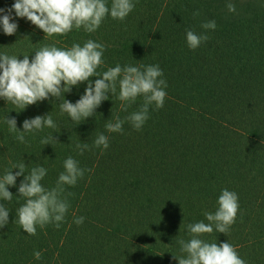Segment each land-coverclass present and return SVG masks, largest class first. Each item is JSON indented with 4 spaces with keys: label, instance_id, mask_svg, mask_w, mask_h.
Segmentation results:
<instances>
[{
    "label": "trees",
    "instance_id": "trees-1",
    "mask_svg": "<svg viewBox=\"0 0 264 264\" xmlns=\"http://www.w3.org/2000/svg\"><path fill=\"white\" fill-rule=\"evenodd\" d=\"M14 2L0 0V8ZM228 2L134 0L124 21L109 15L95 33L73 30L53 37L13 10L18 29L9 36L0 25V53L31 60L44 45L69 48L92 39L106 48L98 72L117 64H158L167 96L159 110L150 107L141 130L125 121L123 133H109L105 124L137 111L143 100L122 111L119 88L79 124L61 113L63 97L24 110L0 98V177L17 163H25V175L42 166L48 169L42 184L52 188L69 156L91 169L76 186H66L74 195L67 197L61 226L38 227L35 236L17 223V209L25 203L18 193L23 176L7 186L13 198L0 200L9 209V222L0 229V264H178L177 241L190 238L189 223H208L204 213L216 211L223 189L238 194L236 222L227 235L214 231L202 239L228 241L247 264H264V0H231L235 12L228 11ZM209 20H215V30L201 28ZM188 29L207 32L208 41L190 49ZM98 78H90L93 85ZM86 87L87 82L73 86L64 98L75 103ZM48 113L57 127L25 133V143L5 122L15 117L23 131L25 119ZM100 133L109 137L106 150L77 154V142L92 146ZM50 136L56 140L41 144ZM81 216L83 224H75ZM35 251L42 253L40 260Z\"/></svg>",
    "mask_w": 264,
    "mask_h": 264
},
{
    "label": "clouds",
    "instance_id": "clouds-1",
    "mask_svg": "<svg viewBox=\"0 0 264 264\" xmlns=\"http://www.w3.org/2000/svg\"><path fill=\"white\" fill-rule=\"evenodd\" d=\"M229 12H235V4L229 0L226 4ZM134 0H15L10 8H0V25L3 33L14 35L18 24L15 17L26 18L37 28L44 32V36H67L73 30L95 33L104 20L110 15L112 19L124 21L134 10ZM199 15V12L193 14ZM215 20H209L201 24L205 30H215ZM207 32L198 34L192 29L186 30L187 46L196 50L202 43L207 42ZM106 48L103 43L92 39L80 43H73L69 48H60L55 44L44 45L35 50V56L30 60L29 55L19 59L17 55L0 53V98L11 103L20 110L29 105L49 99L59 100L61 113L67 115L76 124L87 120L96 114V109L103 101L117 95L121 101V110L128 109L142 98L143 103L137 111L131 112L124 119L119 115L114 117V122L109 120L105 128L109 133H123L125 121L139 131L149 119V109L155 106L159 110L164 106L167 92V81L163 78V70L156 65L121 66L117 64L106 71H97L104 64L103 54ZM100 77L94 81L91 77ZM87 82L84 94L75 102L64 98L65 93H70L73 86H79ZM19 110V111H20ZM18 111V112H19ZM5 122L9 132L16 134V139L25 143V133L42 131L45 127L55 129L57 127L52 116L37 115L23 121V131L18 129L15 117L8 118ZM53 136L41 139V144H51ZM56 140V139H55ZM92 147L106 150L109 147V137L103 133L97 135L92 146L87 143L75 144L78 155H83ZM19 171L13 174L12 169ZM25 163L12 165L6 169L0 177V200L11 202L13 193L7 186H16L17 177L23 176L18 193L25 199V203L17 209V223L30 236L37 235V228H45L52 224L59 228L65 221L70 202L68 196L74 193L66 192V186L74 187L80 179H83L86 171L80 167L79 161L72 156L63 161L64 171L59 173L55 186L46 188L42 180L46 177L48 169L38 166L33 167L30 173L25 175ZM218 207L215 212H205L208 223L199 221L189 223L187 232L189 239H179L182 255H173L178 264H247L241 258L237 248L227 242H209L202 239L205 235H211L214 231L227 235L232 225L236 222L239 213V197L234 191L223 189L218 197ZM84 217H76L74 223L81 225ZM9 222V209L4 203H0V229ZM36 260L42 258L40 251L34 252Z\"/></svg>",
    "mask_w": 264,
    "mask_h": 264
}]
</instances>
